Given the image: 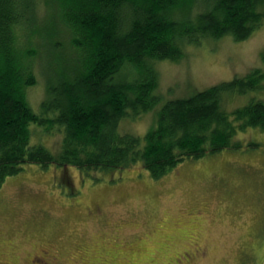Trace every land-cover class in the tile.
Masks as SVG:
<instances>
[{"label":"trees","instance_id":"trees-1","mask_svg":"<svg viewBox=\"0 0 264 264\" xmlns=\"http://www.w3.org/2000/svg\"><path fill=\"white\" fill-rule=\"evenodd\" d=\"M261 26L264 0H0V187L26 165L89 175L138 163L158 179L185 160L241 149L239 133H264V100L227 104L262 89L264 70L157 109L156 63L178 62L204 39L247 40ZM39 78L36 113L28 93ZM151 112L143 136L118 131ZM33 127L58 134V148L33 142Z\"/></svg>","mask_w":264,"mask_h":264},{"label":"rangeland","instance_id":"rangeland-1","mask_svg":"<svg viewBox=\"0 0 264 264\" xmlns=\"http://www.w3.org/2000/svg\"><path fill=\"white\" fill-rule=\"evenodd\" d=\"M184 51L178 62L156 63L157 109L264 70V26L244 41L204 39ZM42 81L28 93L36 113ZM262 85L227 108L264 100ZM154 124L151 112L118 131L143 136ZM60 140L32 128V141L51 150ZM236 140L241 149L185 160L158 179L138 163L89 175L26 165L0 187V263L30 264L46 252V264H264V133L248 129Z\"/></svg>","mask_w":264,"mask_h":264},{"label":"flooded vegetation","instance_id":"flooded-vegetation-1","mask_svg":"<svg viewBox=\"0 0 264 264\" xmlns=\"http://www.w3.org/2000/svg\"><path fill=\"white\" fill-rule=\"evenodd\" d=\"M46 259V252H43L42 254L35 255V259L30 260V264H46Z\"/></svg>","mask_w":264,"mask_h":264}]
</instances>
